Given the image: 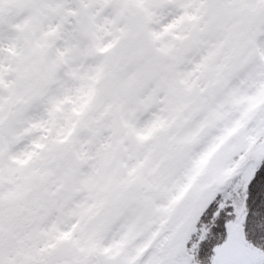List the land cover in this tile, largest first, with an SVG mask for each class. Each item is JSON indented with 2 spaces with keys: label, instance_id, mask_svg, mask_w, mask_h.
Returning <instances> with one entry per match:
<instances>
[{
  "label": "snow or ice",
  "instance_id": "snow-or-ice-1",
  "mask_svg": "<svg viewBox=\"0 0 264 264\" xmlns=\"http://www.w3.org/2000/svg\"><path fill=\"white\" fill-rule=\"evenodd\" d=\"M0 264H264V0H0Z\"/></svg>",
  "mask_w": 264,
  "mask_h": 264
}]
</instances>
